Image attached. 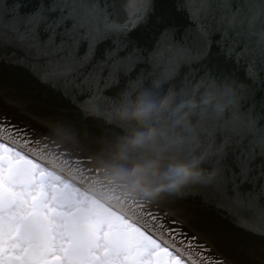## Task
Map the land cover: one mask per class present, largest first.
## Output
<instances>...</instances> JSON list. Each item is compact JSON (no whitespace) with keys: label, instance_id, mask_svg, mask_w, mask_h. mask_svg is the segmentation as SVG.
<instances>
[{"label":"snow or ice","instance_id":"6c2138e0","mask_svg":"<svg viewBox=\"0 0 264 264\" xmlns=\"http://www.w3.org/2000/svg\"><path fill=\"white\" fill-rule=\"evenodd\" d=\"M153 0H11L0 5V98L35 118L46 95L66 99L85 116L104 120L115 99L108 89L128 79L157 84L196 62L230 65L264 85V0H182L186 23L177 28L163 12L159 39L145 56L137 30ZM215 83L206 73L203 77ZM225 94L242 89L223 78ZM125 91L122 93L124 94ZM230 103L232 101L230 100ZM222 147L232 162L200 183L216 222L196 229L167 228L171 215L140 203L103 215L82 193L89 178L80 161L41 140L26 124L0 114V264H264V112L218 107ZM61 131H64L61 126ZM73 144L74 135L66 134ZM219 165V161H217ZM188 190V189H187ZM226 222V223H224ZM175 225L184 220L173 219Z\"/></svg>","mask_w":264,"mask_h":264},{"label":"clouds","instance_id":"9594fccd","mask_svg":"<svg viewBox=\"0 0 264 264\" xmlns=\"http://www.w3.org/2000/svg\"><path fill=\"white\" fill-rule=\"evenodd\" d=\"M230 86L231 98L218 80L130 83L108 105L105 130L86 137L96 175L82 193L85 204L100 214L118 215L140 203L180 198L190 186L214 179L213 169L205 166L223 147L216 140L221 124L213 117L218 107L238 103V90ZM63 128L52 133L62 140L66 134L85 138L71 126Z\"/></svg>","mask_w":264,"mask_h":264},{"label":"water","instance_id":"95a60500","mask_svg":"<svg viewBox=\"0 0 264 264\" xmlns=\"http://www.w3.org/2000/svg\"><path fill=\"white\" fill-rule=\"evenodd\" d=\"M113 2V0H109ZM119 3L121 0H115ZM157 5L163 4V9L157 7L152 18L147 24L141 25L137 30L138 41L145 56L151 50L152 46L159 39V34L162 30V25L158 19V15L163 12L166 19L171 20L177 28L183 23H186V18L183 13L178 11V5L182 0H153ZM3 3H11V0H0V5ZM143 71L145 76L151 71L148 63H142L130 73V79L134 82L140 72ZM211 74L218 81H223V78H230L236 84L243 83L242 89L238 90V103L236 106L241 110L251 108L256 113L264 112V85L260 83H251L247 81L240 73H233L230 65L217 62H196L192 65L182 66L177 75L167 82L180 85L188 80L200 79L205 74ZM150 80H145L148 83ZM128 79H122L120 83L106 91V95L118 99L124 91L129 87ZM35 113V118H29L28 115L19 113L15 108L6 104L3 98H0V114H7L14 121H19L26 124L29 132L34 140H41L43 143L53 147V150H58L64 153L69 159L80 161L81 166L85 170L89 180L96 175L95 168V153L87 146V136H99L107 127L106 121L102 117L95 115H83L78 107L73 105L66 99H57L51 95H46L43 102L32 109ZM57 126H71L80 132L85 138L76 137V144L68 140H62L52 133V129ZM217 144L223 143V133L220 131L216 137ZM232 147L226 145L223 148L222 154L217 157L210 165H206L210 169H217V177L227 170V167L232 162ZM219 161V165H217ZM205 191L200 184L192 185L188 188L185 195L160 202L157 209L156 204L148 205L152 210H158L161 215L165 211H170L171 215L164 218V223L167 228L182 227L187 231L193 225L196 229L203 226L204 222H216L218 217L215 210L203 202L202 193ZM173 219L184 220L185 224L175 225L171 221ZM226 223V222H224Z\"/></svg>","mask_w":264,"mask_h":264}]
</instances>
